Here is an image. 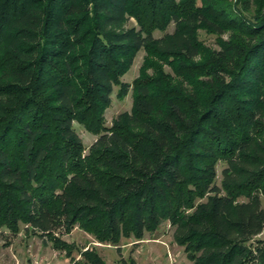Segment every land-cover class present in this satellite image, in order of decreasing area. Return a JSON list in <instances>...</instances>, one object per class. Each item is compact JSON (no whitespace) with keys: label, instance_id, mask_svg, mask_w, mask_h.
Segmentation results:
<instances>
[{"label":"trees","instance_id":"1","mask_svg":"<svg viewBox=\"0 0 264 264\" xmlns=\"http://www.w3.org/2000/svg\"><path fill=\"white\" fill-rule=\"evenodd\" d=\"M239 1L253 15L227 0H0V228L65 249L74 226L115 243L167 222L193 264H264V0ZM200 29L218 48L193 63ZM142 48L174 74L134 80L106 126ZM75 121L97 135L86 153ZM81 254L70 263L105 264Z\"/></svg>","mask_w":264,"mask_h":264},{"label":"rangeland","instance_id":"2","mask_svg":"<svg viewBox=\"0 0 264 264\" xmlns=\"http://www.w3.org/2000/svg\"><path fill=\"white\" fill-rule=\"evenodd\" d=\"M228 11L241 10L239 0H227ZM252 6L250 12L242 9L243 15H253ZM129 26H137L134 18H130ZM174 28L171 22L165 30L155 29L153 35L162 36L165 32H170ZM198 37L201 41V54L195 57L192 62H200L206 57L211 49H217V36L214 33L198 30ZM120 80L130 84V88L124 96H117L118 86H114L110 94V103L104 109L105 125L109 126L114 117L119 113L129 111L133 101V81L143 77L152 78L158 73L174 74L173 69L166 63L165 57L157 56L155 53H148L145 49H140ZM175 77V76H174ZM178 79V77H176ZM183 80V79H182ZM75 131L81 138L84 145L83 152L86 153L88 147L94 142L97 135L91 133L86 128L73 123ZM225 166L223 162L217 163V183H220V172ZM244 199V198H243ZM173 227L167 222H162L155 231L144 232L141 239L133 236L119 237L115 243L98 241L90 232L84 231L78 226L69 233H57L60 240L70 244L71 252L66 251L71 247L60 249L54 247L51 239L41 237L39 234L28 230L25 231L24 224H19V231L12 233L5 227L0 228V264H71L70 262H82L84 256L81 252L87 248L94 249L105 264H193L190 258L183 252V247L173 238ZM56 236V237H57ZM257 238H264V233L257 235ZM256 238V239H257Z\"/></svg>","mask_w":264,"mask_h":264}]
</instances>
